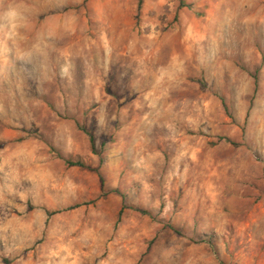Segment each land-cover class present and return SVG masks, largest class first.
I'll return each mask as SVG.
<instances>
[{"label": "rangeland", "instance_id": "rangeland-1", "mask_svg": "<svg viewBox=\"0 0 264 264\" xmlns=\"http://www.w3.org/2000/svg\"><path fill=\"white\" fill-rule=\"evenodd\" d=\"M137 2L0 0V264H264V0Z\"/></svg>", "mask_w": 264, "mask_h": 264}, {"label": "trees", "instance_id": "trees-1", "mask_svg": "<svg viewBox=\"0 0 264 264\" xmlns=\"http://www.w3.org/2000/svg\"><path fill=\"white\" fill-rule=\"evenodd\" d=\"M142 2L143 0H138L137 2V13H140L141 11V7H142ZM182 7H185V5L181 4ZM255 84H256V80H255ZM81 130H83V132H85V134L88 136V140H89V145H90V151L91 153L95 154V145H94V139L92 137V135L86 131L84 128H81ZM224 140L225 142H228V143H231L228 139H222ZM66 163L68 166H76V167H79V168H84L85 167V164L80 161V160H66ZM174 232L175 229H172ZM6 262V261H5ZM6 264H9L8 262H6Z\"/></svg>", "mask_w": 264, "mask_h": 264}]
</instances>
